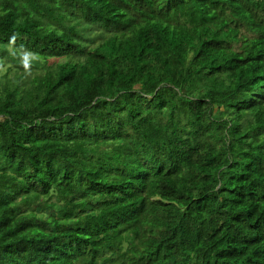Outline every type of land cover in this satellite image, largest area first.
Returning a JSON list of instances; mask_svg holds the SVG:
<instances>
[{"label":"trees","instance_id":"16d2710c","mask_svg":"<svg viewBox=\"0 0 264 264\" xmlns=\"http://www.w3.org/2000/svg\"><path fill=\"white\" fill-rule=\"evenodd\" d=\"M4 65L0 264H264V0H0Z\"/></svg>","mask_w":264,"mask_h":264},{"label":"clouds","instance_id":"9594fccd","mask_svg":"<svg viewBox=\"0 0 264 264\" xmlns=\"http://www.w3.org/2000/svg\"><path fill=\"white\" fill-rule=\"evenodd\" d=\"M143 167L145 168L146 171H148L151 174L162 175L168 171L170 166L166 163L160 162L159 160L144 159ZM261 219H262V215L260 216L256 215L255 218L252 220L261 221ZM251 221L246 227V230L250 235V238H252L255 235L251 226ZM157 230L158 231L155 233L154 236V246L151 249L152 253L156 252L161 246H164L166 244H175L183 247H188L196 241L195 239L196 235L194 231L186 226L162 227V225L159 222L157 224ZM255 241L256 239H251V243H255Z\"/></svg>","mask_w":264,"mask_h":264},{"label":"bare ground","instance_id":"6f19581e","mask_svg":"<svg viewBox=\"0 0 264 264\" xmlns=\"http://www.w3.org/2000/svg\"><path fill=\"white\" fill-rule=\"evenodd\" d=\"M241 30L243 31V29H241ZM11 85H12V87L15 86L13 83H11ZM257 109H263V108H259V106L258 107L257 106L250 107V110L257 111ZM235 123H237V122H234L233 126L235 125ZM235 131L238 132L239 130L235 128ZM158 147H160V146H158ZM149 166H150V164H149Z\"/></svg>","mask_w":264,"mask_h":264},{"label":"rangeland","instance_id":"374dc122","mask_svg":"<svg viewBox=\"0 0 264 264\" xmlns=\"http://www.w3.org/2000/svg\"><path fill=\"white\" fill-rule=\"evenodd\" d=\"M50 61H52V59H50ZM7 65H4L1 69H0V73H3L6 69ZM51 206L53 207V203L51 204Z\"/></svg>","mask_w":264,"mask_h":264}]
</instances>
